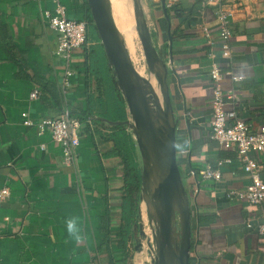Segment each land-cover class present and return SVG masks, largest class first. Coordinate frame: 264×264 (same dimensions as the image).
Returning <instances> with one entry per match:
<instances>
[{
    "label": "crops",
    "instance_id": "obj_1",
    "mask_svg": "<svg viewBox=\"0 0 264 264\" xmlns=\"http://www.w3.org/2000/svg\"><path fill=\"white\" fill-rule=\"evenodd\" d=\"M61 1L69 16L86 17L87 0ZM140 1L151 41L166 61L176 157L189 211L190 262L264 264V238L257 231L264 219V201L253 205L227 195L249 183L240 165L221 167L219 180L191 175L215 166L219 158L234 156L209 130V68L211 63L223 68L214 6L203 0ZM228 4L231 68L243 78L232 82L224 76L222 88L234 94L239 116L255 129L264 125V0ZM52 6L53 0H0V188H10L9 197L0 201V264H145L134 245L139 229H134L125 251L109 241L121 223L124 169L109 138L113 122L100 120V110L93 108L105 94L100 77L89 71L93 33L88 31L87 43L72 52L74 73L66 97L72 116L86 111L92 115L81 119L77 161L65 164L49 132L38 134L22 122L24 110L35 120L59 113L51 93L60 95L64 66L55 54L56 32L41 16ZM34 87L39 96L30 100ZM125 111L130 118L127 106ZM137 152L142 163L138 148ZM260 172L264 180V164ZM150 175L149 170V179ZM141 204L142 195L140 212ZM105 218L110 238L103 227ZM175 218L180 225L178 213Z\"/></svg>",
    "mask_w": 264,
    "mask_h": 264
},
{
    "label": "built area",
    "instance_id": "obj_2",
    "mask_svg": "<svg viewBox=\"0 0 264 264\" xmlns=\"http://www.w3.org/2000/svg\"><path fill=\"white\" fill-rule=\"evenodd\" d=\"M214 6L215 17L218 22V38L221 45L220 64L211 63L209 68L212 80L211 115L209 118L210 136L216 139L220 146L234 151L233 157L219 158L215 166H207L197 173L191 171L192 176L200 179L219 180L221 167L236 162L247 174L249 183L243 188L229 190L227 195L237 196L249 204L258 205L264 201V180L261 176V166L264 164V125L255 129L245 122L238 114L237 101L232 92L224 93L222 79L228 76L232 82L240 81L242 74L235 73L231 68V8L228 0H203ZM43 21L56 32L55 54L63 62L59 91L62 98V109L53 117H44L38 120L31 118L27 111H22V122L34 126L38 134L49 132L51 139L58 144L62 160L72 165L78 159L77 147L80 143L82 129L81 120L69 113L67 107V94L72 85V52L75 48L87 43V21L69 16L64 2L53 0L52 8H45L41 12ZM205 32L207 33L206 29ZM39 88L34 87L29 92L30 100L39 96ZM226 103L230 106L225 107ZM89 123V120H86ZM43 147V144L40 145ZM10 195L9 186L0 188V201L6 200ZM264 216V215H263ZM250 226L251 223L247 222ZM257 231L264 238V219L257 224Z\"/></svg>",
    "mask_w": 264,
    "mask_h": 264
},
{
    "label": "water",
    "instance_id": "obj_3",
    "mask_svg": "<svg viewBox=\"0 0 264 264\" xmlns=\"http://www.w3.org/2000/svg\"><path fill=\"white\" fill-rule=\"evenodd\" d=\"M133 1L137 10V14H134L138 23L137 34L144 55L149 58L153 53L155 54L153 43L144 18L139 20V2L138 0ZM87 4L100 43L124 97L128 112L131 114V117L126 119L124 123L130 126V130L134 134L141 158L144 154V159L146 155H151L153 164L159 172L160 177L156 189L159 210L157 211L158 239L155 264H191L189 211L185 202L183 181L177 163L175 126L172 122V105L166 89L165 68L163 72L161 71L165 110L157 101V95L153 89H150L156 100L154 103L155 110H152L141 86V81L149 83V80L141 77L130 61L119 39L105 0H87ZM155 119H159L160 123L156 124ZM142 162L140 198L145 171L143 159ZM176 213L179 214L180 218L178 245L173 243V222ZM135 247L137 248L138 245L136 244Z\"/></svg>",
    "mask_w": 264,
    "mask_h": 264
},
{
    "label": "trees",
    "instance_id": "obj_4",
    "mask_svg": "<svg viewBox=\"0 0 264 264\" xmlns=\"http://www.w3.org/2000/svg\"><path fill=\"white\" fill-rule=\"evenodd\" d=\"M84 19L87 21V40L88 33L90 32V25L93 26V34L96 40V43L91 46L88 51L89 60L91 61L89 71L95 76L100 77L101 84L104 86L105 90L104 97L102 96L100 99H97L95 101L97 103L93 105V108L100 110L96 114L101 117L100 120L103 119L108 122L117 121L111 124L112 131L109 138L112 140L116 153L120 155L123 163L124 185L121 197V223L118 230L113 234V237L109 241L125 251L127 242L132 236L134 229H139L142 164L139 160L135 139L132 137L131 132L127 130L126 123H124L127 119L124 97L118 87L115 76L107 66L105 52L100 43L96 27L92 22L88 5H86V17ZM36 80L37 85L41 86V88L44 87V84L40 79ZM51 100L58 107V110L61 111L62 98L57 91H52ZM90 108L92 107L90 106ZM90 116L92 115L87 111L85 113L81 112L77 115L80 120H85ZM103 225L105 232L110 238L109 224L106 218L103 219Z\"/></svg>",
    "mask_w": 264,
    "mask_h": 264
},
{
    "label": "bare ground",
    "instance_id": "obj_5",
    "mask_svg": "<svg viewBox=\"0 0 264 264\" xmlns=\"http://www.w3.org/2000/svg\"><path fill=\"white\" fill-rule=\"evenodd\" d=\"M105 3L107 5L108 11H109L110 16H111L112 21H113V24L115 26V29L117 31V34L119 36V39H120L124 49H125V47L126 48L127 47L133 48L132 41H133V37L135 34V28H136V32H138V28H137L138 23H137V20L135 18V15H134L135 13L137 14L135 3H134V7L132 6V11H130L128 0H105ZM131 4H132V2H131ZM131 12H133L134 19L132 17ZM125 51H126V49H125ZM145 59H146V63H148L150 65V70H149L148 74H149V77L154 84H151V81H149V83L141 81V86H142L143 91L145 92V94L149 100V103H150L152 110H154L153 108L155 107L154 103L156 100L153 96V93L150 91V89H153V91L157 95V101H159V103L161 104V106L163 108V104H162V98L164 100L163 87L161 85L159 88V84H158L159 80H161L159 78H162V76L158 77L159 71H158L157 67L154 66V65H156L154 53L149 58H147L145 56ZM130 61H131V59H130ZM153 63H154V65H153ZM137 72L141 77H144L140 74V71L137 70ZM144 78H146V77H144ZM155 85L157 86V88H159V91L155 88ZM155 122H156V124L160 123V122H158L157 119H155ZM144 164H145V171H144V175H143L144 181H143V190H142V201L144 200V203L146 206V219L148 220L149 218H152L151 216L153 215L152 207H150L148 205V198L151 197V195L154 192V189L155 188L157 189V184H158L160 176H159V172L155 168V165L153 164L151 155L148 154L145 156ZM149 170L151 171L150 179L147 177V172Z\"/></svg>",
    "mask_w": 264,
    "mask_h": 264
},
{
    "label": "rangeland",
    "instance_id": "obj_6",
    "mask_svg": "<svg viewBox=\"0 0 264 264\" xmlns=\"http://www.w3.org/2000/svg\"><path fill=\"white\" fill-rule=\"evenodd\" d=\"M129 1V7L130 11H132V6L134 7V1ZM132 2V4L130 3ZM139 7H140V14H139V20L142 18L141 16V1L138 0ZM132 13V12H131ZM89 31L93 33V26L90 25ZM133 48L125 47L127 55L131 59V62L133 63L136 70L140 71V74L144 77H146L149 81H151V84H154L152 80L149 77V70L150 65L146 63V59L144 56V52L142 49V45L139 39V36L136 32L135 28V34L132 41ZM154 47V45H153ZM154 56H155V63L157 65V69L159 71V76H162L161 71H164L165 68V57L162 56V54H159L157 49L154 47ZM161 79V78H159ZM160 83V82H159ZM158 83V84H159ZM160 87V86H159ZM162 104H163V110H165V101L162 98ZM155 110V107L153 108ZM130 117L131 114L129 113ZM158 122H160L159 119H157ZM145 155V154H144ZM144 155H142V159L144 160ZM143 164V162H142ZM141 202V198H140ZM140 202H139V233H137V236L135 238L134 245H138L137 249L140 251V253L143 255L145 259V264H155V261L157 259V253H156V244L158 239V214L157 211L159 210V204L158 199L156 198V188L154 189L153 194L150 198H148V205L152 207L153 215L152 218L146 219V206L144 203V200L142 201V207L140 212ZM150 220V221H149ZM150 222V223H149ZM141 230V232H140ZM180 239V226L177 221V219H174L173 222V243L174 245H178Z\"/></svg>",
    "mask_w": 264,
    "mask_h": 264
},
{
    "label": "clouds",
    "instance_id": "obj_7",
    "mask_svg": "<svg viewBox=\"0 0 264 264\" xmlns=\"http://www.w3.org/2000/svg\"><path fill=\"white\" fill-rule=\"evenodd\" d=\"M72 227H73V226H72V224L70 223V224H69V229L71 230V229H72Z\"/></svg>",
    "mask_w": 264,
    "mask_h": 264
}]
</instances>
